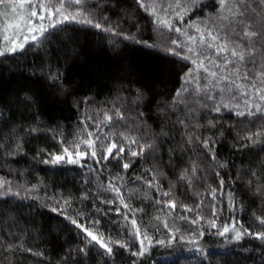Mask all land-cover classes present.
I'll return each mask as SVG.
<instances>
[{
	"label": "trees",
	"instance_id": "trees-1",
	"mask_svg": "<svg viewBox=\"0 0 264 264\" xmlns=\"http://www.w3.org/2000/svg\"><path fill=\"white\" fill-rule=\"evenodd\" d=\"M217 6L196 0L185 18L200 25ZM82 7L101 28L63 20L0 56V179L7 182L0 187V264H264V240L255 235L264 232V135H253L264 129V114L237 115L261 102L254 97L246 106L216 91L209 100L191 89L173 102L193 67L167 51L173 33L135 0H84ZM3 34L0 28V51ZM97 126L116 143L113 156L124 148L118 159H103L95 147L96 159L52 162ZM169 200L175 209L165 206ZM227 223L240 239L220 234ZM137 228L151 240L142 256L133 255L141 250Z\"/></svg>",
	"mask_w": 264,
	"mask_h": 264
},
{
	"label": "snow or ice",
	"instance_id": "snow-or-ice-1",
	"mask_svg": "<svg viewBox=\"0 0 264 264\" xmlns=\"http://www.w3.org/2000/svg\"><path fill=\"white\" fill-rule=\"evenodd\" d=\"M135 2L153 17V23L158 28L179 33L186 38V44L172 40L171 43L175 47L167 49L169 53L180 56L193 66L185 73L182 89L175 93L173 102H177L176 98L189 92V89L197 96L203 93L209 100L214 98L211 92L216 91L220 94H229L232 98L243 97L246 106H249L254 97L261 102L253 101L251 107L254 108V111L250 110L247 113L240 111L237 115L264 114V0H218L217 13L213 19L202 21L200 25H189V27L195 28V35L175 26L174 18L182 21L183 16L190 10V5H194L196 0H135ZM83 4L84 0H0V18L3 20L0 28L4 33L3 40L7 44L0 51V56L24 49L27 43L38 41L50 28L56 27L63 20H78L101 28L100 23H93L92 19L85 14ZM45 21L48 23L46 24ZM104 30L116 34L111 28ZM9 32H11V36ZM177 49H181V51L177 52ZM223 106L228 107L227 104ZM214 111L219 112L220 106L215 107ZM116 114L123 118L119 110ZM104 116L106 121H111L112 117L108 113H104ZM253 135L257 137L264 135V129L253 133ZM93 136V132H87L86 138L75 145V152H70L69 148L65 147L62 154L52 155V162L56 163L67 159L70 163H79L81 159L89 155L88 152L79 150L81 144L92 149L90 155L96 159L95 146L100 137L96 136L93 139ZM197 139L199 138L197 137ZM248 139L251 140L252 136H249ZM200 142L206 150H211L209 148L210 140ZM132 143H137V141L133 140ZM146 147L151 148L152 145H141L140 152L133 151L131 155H142ZM116 148V143L110 142L103 159L106 160L109 157L118 159L124 152V148L120 147L113 156V150ZM128 167V163L123 164L124 169H128ZM192 170L194 172L195 168ZM5 183L7 182L0 179V187H3ZM149 186H152L151 181H149ZM109 190L121 198V203L125 208L128 207L127 204H124L120 189L115 184H110ZM215 191V189L212 190L213 199H215ZM164 195H168V193H164ZM165 206L175 209L177 205L175 201L169 200L165 202ZM56 210L53 209V211ZM186 210L191 211L192 209L187 208ZM258 219L264 225V218ZM72 223L81 228L86 237H90L91 241L98 243L107 253H112L109 243L102 242L99 236L93 234L76 220H72ZM131 223L135 225L134 218ZM212 224L215 226L214 221ZM231 230H235V225ZM228 231H230L229 227L225 226L220 234L223 235ZM139 234V229H137L136 235L139 236ZM255 235L258 239L264 240V232ZM241 236L242 232H235L236 239H240ZM144 239H148L151 243L146 235ZM143 243L144 241L141 240V250L133 255H144L147 249L144 248ZM158 243L163 244L164 241H158ZM120 246L125 247L124 244H120Z\"/></svg>",
	"mask_w": 264,
	"mask_h": 264
},
{
	"label": "rangeland",
	"instance_id": "rangeland-1",
	"mask_svg": "<svg viewBox=\"0 0 264 264\" xmlns=\"http://www.w3.org/2000/svg\"><path fill=\"white\" fill-rule=\"evenodd\" d=\"M185 16H186V15L183 16L182 21L175 20V18H174L175 26H177V27H181V28L184 29L186 32L195 35V34H196V32H195V28H194V27H189V25L196 24L195 21H192V20H190V19H186ZM186 24H187V25H186ZM196 25H197V24H196ZM165 30H166V29H165ZM166 31H167V30H166ZM168 32H169V33H173V37H174L175 40H178L179 42H182V43H185V44L187 43L185 36H183V35H181V34H179V33H175V32H170V31H168ZM157 38H158V36H157ZM163 38H164V39H163ZM159 40H160L161 42H163L164 40H166V39H165V36L163 37V35H160ZM179 50H181V49H179ZM238 103L243 104V103H244V98H243V97H240V99H238ZM105 122H107V121H105ZM104 124H105V123H104ZM90 131L94 133L93 139H95L96 136H99V137H100V140L97 142V144H96L95 147L98 148V149H100V150L102 151V153L105 154V150H106V148L109 146V144H110V142H111V141H110V138H109V135H107V133H105L104 128H102V127H100L97 131H96V130H95V131H94V130H90ZM87 132H89V131H87ZM86 136H87V135H86ZM86 136H85L84 138H86ZM77 137H78V136H77ZM84 138H75L74 141L72 142V144H71L70 146H68L69 151H70V152H75V151H76L75 145L78 144V143H80V141H81L82 139H84ZM79 150H80V151H83V152H88L89 155H88L87 157H88V158L91 157L90 152L92 151V149H88V148H86L84 145L81 144V147H80ZM114 150H116V149H114ZM114 150H113V151H114ZM62 153H63V150H62L61 154H62ZM87 157L84 158V159H81L79 163H70V162H68L67 159L64 160V161L56 162V163H57V164H80V163H82L84 160H86ZM225 226H228L229 229H230V231L224 233L223 235H225V234H231V235H233L232 237H233L234 239H236V238H235V232H236V231H239V230L236 228V226H235V230H231L233 224H230V225H229V223H227ZM225 226H224V227H225ZM224 227H223V229H224ZM137 229H138V228H137ZM137 229H134V231H133L132 234L135 236V238L138 239V242H139L140 245H141V240H143V241H144L143 246H144V248H146L145 246H146V245H149V244H148L149 240H148V239H144V237H145V234H144V233L139 232L140 234H139V236H137V235H136V230H137ZM221 232H223V230H222ZM199 234H200V233H199ZM197 235H198V234H195L194 236L197 237ZM146 236H147V235H146ZM147 237H148V236H147ZM148 238H149V237H148ZM193 238H194V237H193ZM149 239H150V238H149ZM191 239H192V238H191ZM191 245H192V247L197 248L198 245H199V239H196V238L193 239Z\"/></svg>",
	"mask_w": 264,
	"mask_h": 264
}]
</instances>
